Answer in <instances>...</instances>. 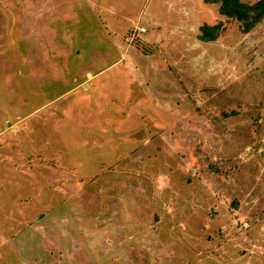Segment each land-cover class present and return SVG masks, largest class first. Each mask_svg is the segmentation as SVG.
Here are the masks:
<instances>
[{
	"label": "rangeland",
	"instance_id": "rangeland-1",
	"mask_svg": "<svg viewBox=\"0 0 264 264\" xmlns=\"http://www.w3.org/2000/svg\"><path fill=\"white\" fill-rule=\"evenodd\" d=\"M234 9L0 0V264H264V17Z\"/></svg>",
	"mask_w": 264,
	"mask_h": 264
},
{
	"label": "trees",
	"instance_id": "trees-1",
	"mask_svg": "<svg viewBox=\"0 0 264 264\" xmlns=\"http://www.w3.org/2000/svg\"><path fill=\"white\" fill-rule=\"evenodd\" d=\"M235 4L237 18H249L250 15L254 23H258L264 17V0H258L251 4H244L240 0H223V5Z\"/></svg>",
	"mask_w": 264,
	"mask_h": 264
},
{
	"label": "built area",
	"instance_id": "built-area-1",
	"mask_svg": "<svg viewBox=\"0 0 264 264\" xmlns=\"http://www.w3.org/2000/svg\"><path fill=\"white\" fill-rule=\"evenodd\" d=\"M138 31H139V32H144V31H145V27H139V28H138Z\"/></svg>",
	"mask_w": 264,
	"mask_h": 264
},
{
	"label": "crops",
	"instance_id": "crops-1",
	"mask_svg": "<svg viewBox=\"0 0 264 264\" xmlns=\"http://www.w3.org/2000/svg\"><path fill=\"white\" fill-rule=\"evenodd\" d=\"M146 32V29H145V31H144V33ZM181 60V59H180Z\"/></svg>",
	"mask_w": 264,
	"mask_h": 264
}]
</instances>
